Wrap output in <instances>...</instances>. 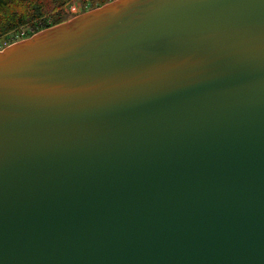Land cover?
Segmentation results:
<instances>
[{"label": "water", "instance_id": "1", "mask_svg": "<svg viewBox=\"0 0 264 264\" xmlns=\"http://www.w3.org/2000/svg\"><path fill=\"white\" fill-rule=\"evenodd\" d=\"M0 264H264V0H115L1 50Z\"/></svg>", "mask_w": 264, "mask_h": 264}, {"label": "trees", "instance_id": "2", "mask_svg": "<svg viewBox=\"0 0 264 264\" xmlns=\"http://www.w3.org/2000/svg\"><path fill=\"white\" fill-rule=\"evenodd\" d=\"M81 1L85 12L88 5L94 9L105 5L109 0ZM63 5L65 0H0V43L8 34L27 24L34 23L31 28L37 33L64 22L67 15L60 11Z\"/></svg>", "mask_w": 264, "mask_h": 264}, {"label": "rangeland", "instance_id": "3", "mask_svg": "<svg viewBox=\"0 0 264 264\" xmlns=\"http://www.w3.org/2000/svg\"><path fill=\"white\" fill-rule=\"evenodd\" d=\"M114 1L115 0H109L106 4H109V3L114 2ZM82 3L83 2L81 0H65V5L62 6V8L60 9V11H62L63 13H65L67 15V17H66V20L64 22H61L59 24L68 22L72 18H75V17L83 14L84 12H83V7H82L83 5H82ZM94 9H96V8H94ZM94 9H91V7L88 5L87 10L85 12H89V11L94 10ZM54 14L55 13H53V15ZM51 18H52V16L50 17V19ZM59 24H57V25H59ZM57 25H55V26H57ZM33 26H34V23L29 24V25L27 24V26H25V27H23V28L15 31V32H13V33L8 34L7 37L4 38L1 41V43H0L1 44L0 51L3 50V49H5L6 47L12 45V44L19 43L20 41H23V40H26V39L30 38L31 36H30L29 32L32 29L31 27H33Z\"/></svg>", "mask_w": 264, "mask_h": 264}, {"label": "built area", "instance_id": "4", "mask_svg": "<svg viewBox=\"0 0 264 264\" xmlns=\"http://www.w3.org/2000/svg\"><path fill=\"white\" fill-rule=\"evenodd\" d=\"M42 31H43V30H42ZM29 33H31V36L34 35V34H36V33H34L33 29H31ZM37 33H38V32H37Z\"/></svg>", "mask_w": 264, "mask_h": 264}]
</instances>
